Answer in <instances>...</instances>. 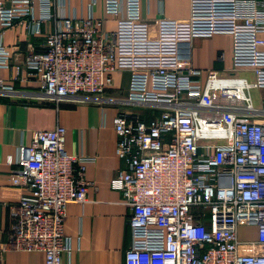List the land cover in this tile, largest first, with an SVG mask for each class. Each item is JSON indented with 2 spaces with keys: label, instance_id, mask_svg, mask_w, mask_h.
<instances>
[{
  "label": "built area",
  "instance_id": "2783aa9c",
  "mask_svg": "<svg viewBox=\"0 0 264 264\" xmlns=\"http://www.w3.org/2000/svg\"><path fill=\"white\" fill-rule=\"evenodd\" d=\"M58 1L0 0V68H12L14 79L33 77L39 96L54 104L103 95L114 86L117 33L94 17L95 0L80 18L55 10ZM104 10L141 16L140 0H104ZM21 25L43 40L13 64L2 30ZM189 27L192 36L231 34L233 67L224 75L209 70L204 80L193 67L131 71L121 101L140 110L121 108L114 117L124 167L110 180L128 206L125 264H264V113L249 95L264 88V0H190ZM11 91L0 79V93ZM65 132L62 125L36 130L9 157L17 166L12 183L26 192L6 239L0 227V254L38 250L45 264H61L70 250L66 205L85 201L91 182L85 158L65 150ZM242 224L257 226L256 239H240Z\"/></svg>",
  "mask_w": 264,
  "mask_h": 264
},
{
  "label": "crops",
  "instance_id": "0c3cea01",
  "mask_svg": "<svg viewBox=\"0 0 264 264\" xmlns=\"http://www.w3.org/2000/svg\"><path fill=\"white\" fill-rule=\"evenodd\" d=\"M55 10L61 14L85 17L92 0H59ZM141 16L128 20L108 15L104 0L92 5L94 17L103 20V29L117 33V69L112 72L114 86L103 95L85 100H66L54 104L39 96L36 79L25 72L14 79L12 68H0V79L13 86V91L0 93V227L6 239L21 194L26 189L12 183L17 168L9 163L19 147L32 142L39 129L65 127V150L85 158V178L91 182L87 199L70 201L63 218V233L70 250L63 252L61 264H125V252L131 246L132 234L127 222L128 206L121 191L110 186V180L124 162L117 154L114 117L120 109H138L121 101L125 98L133 69L155 65L197 68L224 75L233 67V36L216 33L192 36L189 27L190 0H140ZM35 14L39 15L36 2ZM1 28V25H0ZM53 29V23L43 30ZM3 43L15 55L16 64L30 46H38L43 35H31L23 25L3 30ZM220 53L224 59L219 60ZM20 59L19 61H21ZM249 81L251 72H242ZM256 90V92H252ZM253 105L264 113V88L249 90ZM256 95V96H255ZM242 240L257 237L255 224L238 228ZM0 264H45L43 251L7 249L0 254Z\"/></svg>",
  "mask_w": 264,
  "mask_h": 264
},
{
  "label": "rangeland",
  "instance_id": "374dc122",
  "mask_svg": "<svg viewBox=\"0 0 264 264\" xmlns=\"http://www.w3.org/2000/svg\"><path fill=\"white\" fill-rule=\"evenodd\" d=\"M229 72H230V71H229ZM243 74H244V73L239 72V73H237L236 75L244 76ZM252 92H256V90H253ZM255 96H256V95H255Z\"/></svg>",
  "mask_w": 264,
  "mask_h": 264
}]
</instances>
